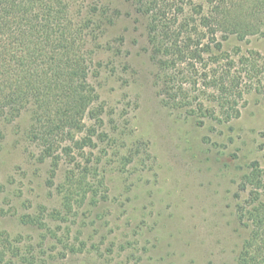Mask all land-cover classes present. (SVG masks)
<instances>
[{
  "label": "rangeland",
  "instance_id": "rangeland-1",
  "mask_svg": "<svg viewBox=\"0 0 264 264\" xmlns=\"http://www.w3.org/2000/svg\"><path fill=\"white\" fill-rule=\"evenodd\" d=\"M82 4L84 11L107 10L114 21L91 44L100 70L91 82L108 126L139 143L141 162L122 170L103 145L90 152L105 176L108 200L82 207L78 218L63 223L76 249L64 256L52 236L45 239L44 229L22 218L62 208L60 185L69 165L62 162L53 179L51 161H41L28 139L29 114L13 122L0 117V235L34 255L36 264H237L247 236L237 213L246 199L238 197L239 184L253 162L264 167V102L249 94L240 118L197 125L158 96L145 19L130 2ZM235 47L264 55V36L232 38L226 48Z\"/></svg>",
  "mask_w": 264,
  "mask_h": 264
},
{
  "label": "trees",
  "instance_id": "trees-1",
  "mask_svg": "<svg viewBox=\"0 0 264 264\" xmlns=\"http://www.w3.org/2000/svg\"><path fill=\"white\" fill-rule=\"evenodd\" d=\"M128 1L145 19L157 67L155 88L165 106L203 126L240 118L249 94L264 102V55L226 48L232 38L264 36V0ZM113 22L97 6L84 11L82 0H0V117L13 122L29 114L28 139L41 161H51L53 179L62 162L69 165L60 185L62 208L48 214L41 208L40 215L22 220L44 229L45 239L52 236L64 256L76 249L71 227L63 225L78 218L82 207L108 200L105 176L99 164H91L90 152L103 145L122 170L141 162L135 150L139 143L127 142L126 130L108 126L91 82L100 73L91 44ZM239 192L238 197L246 194L237 213L247 236L237 264H264V167L259 162L250 165ZM36 261L0 235V264Z\"/></svg>",
  "mask_w": 264,
  "mask_h": 264
}]
</instances>
